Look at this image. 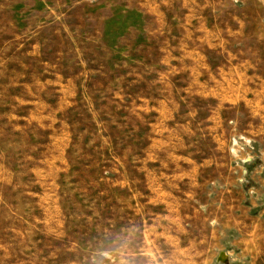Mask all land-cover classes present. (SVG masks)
<instances>
[{"label":"rangeland","instance_id":"1","mask_svg":"<svg viewBox=\"0 0 264 264\" xmlns=\"http://www.w3.org/2000/svg\"><path fill=\"white\" fill-rule=\"evenodd\" d=\"M255 68L264 0H0V264H264Z\"/></svg>","mask_w":264,"mask_h":264},{"label":"crops","instance_id":"2","mask_svg":"<svg viewBox=\"0 0 264 264\" xmlns=\"http://www.w3.org/2000/svg\"><path fill=\"white\" fill-rule=\"evenodd\" d=\"M259 29H261V26H260V28ZM258 38H260V37H258ZM258 40V39H257ZM256 40V41H257ZM257 42H260V40H258ZM260 67V66H259ZM259 69V68H258ZM260 70H262V68L260 67ZM243 78H244V81L246 82L247 80H260L261 82L262 81H264L263 79H262V76H261V74H260V72L257 70V68H255V71L252 73V75H250L249 73L247 74H245V76H243ZM242 78V79H243ZM250 88V90L251 91H254V93H253V96H252V99H251V97L250 98H246L245 100H247L248 102H256V101H258L259 100V98L261 97L259 94H260V92L261 91H259V93H257V91H258V89L259 88H257V89H252L251 87H249Z\"/></svg>","mask_w":264,"mask_h":264}]
</instances>
